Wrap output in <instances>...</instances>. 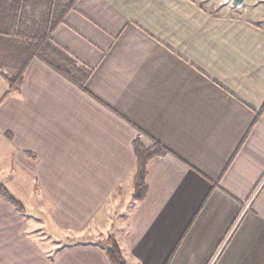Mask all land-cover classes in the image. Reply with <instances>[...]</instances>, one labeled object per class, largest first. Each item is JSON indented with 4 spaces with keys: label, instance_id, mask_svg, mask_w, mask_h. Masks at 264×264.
<instances>
[{
    "label": "crops",
    "instance_id": "obj_1",
    "mask_svg": "<svg viewBox=\"0 0 264 264\" xmlns=\"http://www.w3.org/2000/svg\"><path fill=\"white\" fill-rule=\"evenodd\" d=\"M57 1L0 0V37L8 15L40 33ZM222 6L77 0L51 40L92 69L83 88L37 58L4 97L0 76L27 187L25 213L0 198V264H111L109 236L126 264H264V25ZM137 137L167 152L118 233Z\"/></svg>",
    "mask_w": 264,
    "mask_h": 264
},
{
    "label": "trees",
    "instance_id": "obj_2",
    "mask_svg": "<svg viewBox=\"0 0 264 264\" xmlns=\"http://www.w3.org/2000/svg\"><path fill=\"white\" fill-rule=\"evenodd\" d=\"M77 0H69L66 4L57 1L48 8L46 27L33 35L23 28L14 29L15 18L8 15L9 29L3 30L0 37V76L7 83L6 96L11 90H18L23 82V75L28 63L33 59H40L51 69L74 85L83 88L92 74V69L81 64L76 58L56 46L51 40V33L59 25L65 15L75 5ZM144 137H147L143 134ZM9 137V136H8ZM136 157V166L132 178L131 198L143 201L148 194L147 166L153 158L164 155L166 149L157 141L149 143L137 137L132 142ZM0 198L7 201L18 212L25 213L23 203L14 197L6 186L0 182ZM106 255L111 264H126L118 243L109 236L104 244Z\"/></svg>",
    "mask_w": 264,
    "mask_h": 264
},
{
    "label": "rangeland",
    "instance_id": "obj_3",
    "mask_svg": "<svg viewBox=\"0 0 264 264\" xmlns=\"http://www.w3.org/2000/svg\"><path fill=\"white\" fill-rule=\"evenodd\" d=\"M222 2L223 0H199V3H201L204 7L215 12H222L223 10H228L222 9ZM245 4L247 6L246 9L244 7L245 5L242 7L245 9L244 14L252 18L253 20L260 22V24L264 25V0H248L245 2ZM40 62L42 61L40 60ZM13 121H15V119ZM16 150L17 148L15 146L8 147L7 144H4L2 137L0 136V181L9 183L7 186L10 188L11 194L17 199L23 201L21 198H19V195L21 196V193L26 192L27 187L26 183L23 182L24 179H22L20 183L17 182L20 180V177L23 178V176L20 175L18 170L19 167L16 163ZM17 174L19 175V177H17V179L15 178L16 180H14V175L16 177ZM123 186L125 189H127V191H131V184ZM108 201H110V199H108ZM118 202L119 201H117L116 203L117 205ZM134 205L135 201L129 198L127 205L122 210L119 205L113 207L116 214L113 216V219L115 220L114 224H117V226H119L118 233L121 232L120 225L123 226V229H125V226L128 225L131 215L130 212L132 211ZM106 217H110L109 214H107Z\"/></svg>",
    "mask_w": 264,
    "mask_h": 264
},
{
    "label": "water",
    "instance_id": "obj_4",
    "mask_svg": "<svg viewBox=\"0 0 264 264\" xmlns=\"http://www.w3.org/2000/svg\"><path fill=\"white\" fill-rule=\"evenodd\" d=\"M248 0H223V3H230L232 7L242 8Z\"/></svg>",
    "mask_w": 264,
    "mask_h": 264
}]
</instances>
